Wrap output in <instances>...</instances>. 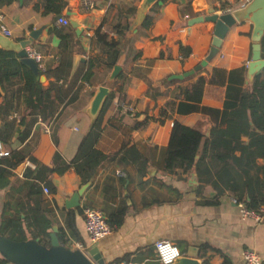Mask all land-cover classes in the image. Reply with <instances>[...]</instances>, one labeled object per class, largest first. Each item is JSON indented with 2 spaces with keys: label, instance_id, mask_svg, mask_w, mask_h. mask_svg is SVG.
I'll return each mask as SVG.
<instances>
[{
  "label": "crops",
  "instance_id": "0c3cea01",
  "mask_svg": "<svg viewBox=\"0 0 264 264\" xmlns=\"http://www.w3.org/2000/svg\"><path fill=\"white\" fill-rule=\"evenodd\" d=\"M66 1L60 14H44L41 7H36L37 0H13L0 5V30L5 32V26L16 41L44 26L40 37L27 50L42 55L38 63L46 76L44 81L40 79L43 88L52 87V96L63 98L58 117L46 120L32 113L30 95L20 88L26 81L24 77L5 82L13 105L0 115V133L4 136L0 139L11 152L22 149L27 157L12 169L10 184L0 187V237H7L2 235L1 225L10 217V208L24 198L41 166H53L57 152L69 162L78 157L79 145L92 125L89 106L98 87L105 85L110 94L114 91V98L100 113L97 146L109 158L88 181L83 180L72 163L64 173H50L56 191L41 182L44 201L55 209L62 224L66 211L76 212V225L83 240L70 243L98 247L105 264H163L156 252V242L162 239L175 242L185 255L195 248L201 264H223L226 256L233 264H244L247 248L256 250L264 263V217H243L231 189L223 184V193L216 198L220 190L214 186V170L206 166L209 154L205 165L202 161L198 167L175 172L161 166L162 154H148L150 148L159 151L168 144L175 119L200 126L205 132L204 140L211 137V129L220 117L217 112L225 106L230 70L248 67L252 60L254 23L248 19L233 25L218 54L203 69L183 78L175 75L200 64L213 43V22L203 21L190 27L189 20L208 15L213 8L220 14L239 0H160L156 10L151 8L148 12L153 15L148 27L143 26L145 20L136 21L142 0ZM87 2L94 6H87ZM60 16L78 20L83 32L78 34L71 23L60 24ZM56 26H72L78 41L66 80L55 75L61 57V36L55 32ZM98 28L109 38L119 40L121 54L117 64L122 69L114 79L110 78L114 67L108 66L104 46L95 36ZM181 43L190 46L188 56L181 53ZM92 64L95 74L90 80L84 74ZM201 75L207 79L203 91L194 94V99L188 98L186 87L193 88ZM253 78L247 71L245 85L250 86ZM0 86L1 106L6 90L1 83ZM143 120V126L134 127ZM132 145L147 154H116ZM257 163L263 166L264 158L259 157ZM141 165L145 166L143 170ZM29 168L32 174L26 177ZM255 172L253 168L254 186L264 176V171H260L255 178ZM87 182L81 205L67 207L66 200ZM85 206L102 210L107 218L125 207L127 215L122 225L113 227L111 234L93 243L85 226ZM0 257L9 258L1 246ZM9 259V264L18 263Z\"/></svg>",
  "mask_w": 264,
  "mask_h": 264
},
{
  "label": "trees",
  "instance_id": "16d2710c",
  "mask_svg": "<svg viewBox=\"0 0 264 264\" xmlns=\"http://www.w3.org/2000/svg\"><path fill=\"white\" fill-rule=\"evenodd\" d=\"M5 2L11 3L13 0H0V5ZM159 4L156 3L151 10H156ZM66 5V0H37L36 2V7H41L44 14H60ZM152 22L153 15L149 13L143 26L148 27ZM129 26L130 23H127L126 27ZM54 30L61 36V57L56 66L55 75L57 79L66 80L71 73L74 47L78 41L74 38L72 26L68 28L56 26ZM95 36L97 41L104 46L103 50L104 53H107L108 66L115 67L121 54L119 40L109 38V34L102 28L97 29ZM180 48L183 56L190 54V46L181 43ZM262 55L264 57V36ZM93 66L94 64L85 72V78L90 80L93 78L95 74ZM247 71L246 65L230 70L225 106L222 111L217 112L220 116L219 121L212 127L210 138L204 140L205 132L200 126L187 125L175 119L168 144L161 147L159 151L150 148L148 154H162L160 164L169 172H175L177 169L186 171L194 166H200L202 161L205 165V157L209 154L206 166L215 172L214 186L219 190L222 184L229 187L237 202H244L251 209L258 211L264 205V176L260 183L254 186L252 171L253 168L256 169L255 178L258 177L260 171H264V165L259 167L257 163L259 157L264 158V68L254 74L250 86L245 85ZM13 77L26 79L20 88L30 95L32 113L40 115L46 120L58 117V106L63 98L60 95L53 97L52 87L43 88L40 78L21 61L17 52L1 47L0 83L4 86L6 93L4 103L0 106V115L4 111H8V106L13 105L12 94L9 93L5 85V82ZM206 82V77L201 75L193 84V88L186 87V96L194 99V94L203 91ZM113 98L114 91L106 99L103 110ZM100 121L99 117L85 134L78 148V157L73 162L65 160L57 152L53 166L45 164L41 166L34 175L36 180L27 188L24 198L10 208V217L4 219L1 225L3 236L16 241L33 239L50 246L54 225L59 224L58 235L64 246L67 247L71 240H83L76 225L75 210L69 209L64 213L62 224L55 209L45 203L41 182L56 191V186L49 178L50 173H64L72 166V163L84 181L90 180L96 174L99 166L109 158V155L97 146ZM145 122L146 120L138 121L134 127H141ZM0 137L4 139L1 133ZM116 154H147V151H142L137 145H132L126 148L123 153L119 151ZM198 154H201L200 158H198ZM26 157L27 153L22 149H13L10 155L0 157L1 188L10 184L9 175L12 173V169L16 168ZM144 168V165L140 166V170ZM31 174L32 169H27L25 176L30 177ZM222 193L223 191L220 190L216 198ZM126 215L127 209L119 208L109 216L108 221L113 227H118L123 224ZM9 261V258L0 257V264H9ZM223 264H233V262L230 257L226 256Z\"/></svg>",
  "mask_w": 264,
  "mask_h": 264
},
{
  "label": "water",
  "instance_id": "95a60500",
  "mask_svg": "<svg viewBox=\"0 0 264 264\" xmlns=\"http://www.w3.org/2000/svg\"><path fill=\"white\" fill-rule=\"evenodd\" d=\"M160 0H142L138 8L137 22H142L146 19L149 10ZM251 20L254 23L253 31V57L248 64V74L252 78L255 73L264 68V57L262 55V39L264 36V0H251L245 7L238 8L233 12L218 14L213 8L208 15L193 17L188 24L192 25L211 21L215 24L213 43L207 57L198 64L194 69L185 72L184 74L175 75L176 77H185L203 69L210 60H212L219 52L227 33L233 25L245 20ZM71 25L76 28V32L81 34L83 28L78 20L72 18ZM44 26L33 29L29 37L16 41L10 35L5 34L0 30V47L6 50H12L19 54L21 61L30 67L36 76L42 81L46 79L45 74L41 73V67L38 60L29 54L27 46H32L36 39L40 37ZM122 66L116 64L110 76L114 79L118 76ZM1 88V86H0ZM111 90L108 86L101 85L98 87L88 112L92 118V125L95 124L100 116L106 99ZM88 182L66 200L67 207L73 208L81 205V196L88 187ZM59 227L54 226V231L51 234V245L46 246L36 240L16 241L8 237H0V246L7 253L9 258L16 260L20 264H105L98 247L94 246L89 249V253L81 249H72L64 246L59 239ZM195 248H190L187 255H180L171 264H201Z\"/></svg>",
  "mask_w": 264,
  "mask_h": 264
},
{
  "label": "built area",
  "instance_id": "2783aa9c",
  "mask_svg": "<svg viewBox=\"0 0 264 264\" xmlns=\"http://www.w3.org/2000/svg\"><path fill=\"white\" fill-rule=\"evenodd\" d=\"M251 0H239L237 4L229 5L221 11L220 14L226 12H233L238 8L245 7L247 3ZM87 6L93 7V2H87ZM60 24H69V18L65 16H60L58 19ZM4 33L10 35V31L3 26ZM29 54L35 57L37 60L42 57V55L35 51H29ZM11 150L6 147L5 143L0 139V157L10 155ZM120 173L126 174L123 171ZM46 192H49L50 189L48 186L44 187ZM235 202L237 200L234 198ZM240 206L241 214L243 217H254L258 220L264 217V205L260 207V209L254 210L251 209L246 203L244 202H237ZM84 219H85V226L86 230L89 234V237L93 243L98 242L99 240L105 238L109 234L113 232V226L109 223L106 214L95 207L92 206H85L84 207ZM81 249L86 253H89L90 246H86L83 242H76V249ZM156 252L157 258L163 264H171L174 262L180 255H182V251L180 247L171 240H158L156 242ZM130 264H144V262H132ZM244 264H264L262 256L254 249L247 248L244 251Z\"/></svg>",
  "mask_w": 264,
  "mask_h": 264
},
{
  "label": "rangeland",
  "instance_id": "374dc122",
  "mask_svg": "<svg viewBox=\"0 0 264 264\" xmlns=\"http://www.w3.org/2000/svg\"><path fill=\"white\" fill-rule=\"evenodd\" d=\"M67 247L72 248V249H76V245H72L71 243H69Z\"/></svg>",
  "mask_w": 264,
  "mask_h": 264
}]
</instances>
